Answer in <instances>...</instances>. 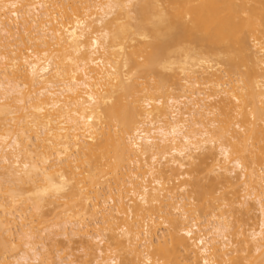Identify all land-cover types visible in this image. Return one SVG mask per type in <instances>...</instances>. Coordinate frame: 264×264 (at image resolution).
I'll return each instance as SVG.
<instances>
[{
	"label": "bare ground",
	"instance_id": "1",
	"mask_svg": "<svg viewBox=\"0 0 264 264\" xmlns=\"http://www.w3.org/2000/svg\"><path fill=\"white\" fill-rule=\"evenodd\" d=\"M0 264H264V0H0Z\"/></svg>",
	"mask_w": 264,
	"mask_h": 264
},
{
	"label": "rangeland",
	"instance_id": "2",
	"mask_svg": "<svg viewBox=\"0 0 264 264\" xmlns=\"http://www.w3.org/2000/svg\"><path fill=\"white\" fill-rule=\"evenodd\" d=\"M77 257H82V253H75Z\"/></svg>",
	"mask_w": 264,
	"mask_h": 264
}]
</instances>
